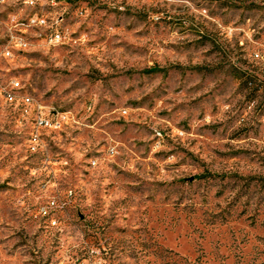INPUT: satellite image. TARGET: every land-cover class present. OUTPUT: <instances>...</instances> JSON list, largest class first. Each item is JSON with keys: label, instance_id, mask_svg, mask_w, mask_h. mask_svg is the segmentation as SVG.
Segmentation results:
<instances>
[{"label": "rangeland", "instance_id": "374dc122", "mask_svg": "<svg viewBox=\"0 0 264 264\" xmlns=\"http://www.w3.org/2000/svg\"><path fill=\"white\" fill-rule=\"evenodd\" d=\"M0 264H264V0H0Z\"/></svg>", "mask_w": 264, "mask_h": 264}, {"label": "built area", "instance_id": "2783aa9c", "mask_svg": "<svg viewBox=\"0 0 264 264\" xmlns=\"http://www.w3.org/2000/svg\"><path fill=\"white\" fill-rule=\"evenodd\" d=\"M53 41H58L59 36L54 34ZM28 103L29 100H26ZM62 121L61 115L56 112H48L47 114L39 113L35 118V123L38 127L48 130H57L60 128V122Z\"/></svg>", "mask_w": 264, "mask_h": 264}]
</instances>
